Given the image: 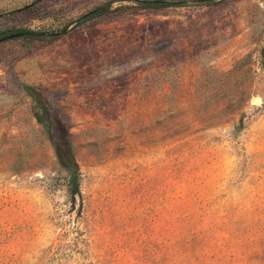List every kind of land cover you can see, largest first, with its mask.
Masks as SVG:
<instances>
[{
	"label": "rangeland",
	"instance_id": "rangeland-1",
	"mask_svg": "<svg viewBox=\"0 0 264 264\" xmlns=\"http://www.w3.org/2000/svg\"><path fill=\"white\" fill-rule=\"evenodd\" d=\"M161 1L0 0V264H264V0Z\"/></svg>",
	"mask_w": 264,
	"mask_h": 264
},
{
	"label": "trees",
	"instance_id": "trees-1",
	"mask_svg": "<svg viewBox=\"0 0 264 264\" xmlns=\"http://www.w3.org/2000/svg\"><path fill=\"white\" fill-rule=\"evenodd\" d=\"M138 2L139 6L141 8H149V9H161V8H167V7H172V6H179L181 5L180 2H166V1H161V0H136ZM204 2V1H203ZM107 11L105 9H98V11H93L89 15L84 16L81 20L80 23L85 22L88 20L90 17H95L99 15L105 14ZM65 31V30H64ZM63 31V32H64ZM19 33H24L23 39H30V40H35V39H47V38H52L55 37L56 35H49L44 32H37V31H32V30H25V29H10V30H4L0 32V38L9 36V35H14V34H19ZM262 66H264V61L262 62ZM25 92L32 97L33 93L35 92V89L33 87L25 86L24 87ZM227 109V108H226ZM38 121H40L39 117H36ZM69 184H70V191L72 195H77L79 193L78 191V180H77V174L73 170L71 171V175L69 178Z\"/></svg>",
	"mask_w": 264,
	"mask_h": 264
},
{
	"label": "water",
	"instance_id": "water-1",
	"mask_svg": "<svg viewBox=\"0 0 264 264\" xmlns=\"http://www.w3.org/2000/svg\"><path fill=\"white\" fill-rule=\"evenodd\" d=\"M23 37H24V33L9 35V36L0 38V43L7 42V41H10V40H14V39L23 38Z\"/></svg>",
	"mask_w": 264,
	"mask_h": 264
}]
</instances>
